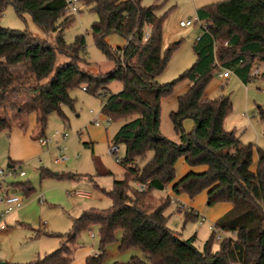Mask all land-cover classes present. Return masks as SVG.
Returning a JSON list of instances; mask_svg holds the SVG:
<instances>
[{"label": "trees", "instance_id": "obj_1", "mask_svg": "<svg viewBox=\"0 0 264 264\" xmlns=\"http://www.w3.org/2000/svg\"><path fill=\"white\" fill-rule=\"evenodd\" d=\"M81 1L97 16L90 32L94 45L112 63L106 73L91 74L81 67L88 65L83 56V34L70 44L64 41V31L74 22L65 0H0V18L11 5L17 16L28 14L39 30L55 35L51 44L27 31L0 27V133L9 130L16 119L35 112L39 138L43 137L51 114L67 122L62 107L73 109L75 102L69 91L85 87L86 93L101 99V114L109 122L129 119L112 138V144L124 147L118 162L124 178L114 180L109 191L101 190L111 201L108 209L83 211L73 219L70 232L52 235L61 240L56 251L24 264H70L77 237L94 226L98 228L99 250L88 256L85 264H104L105 248L118 230V250L138 248L149 264H264V149L224 129V119L232 109L229 96L203 99L209 81L223 69L246 83L253 78L255 64L264 62V0H224L197 9L198 19L208 26L193 44L195 62L165 84L156 80L180 44L162 52L166 14L158 16L156 5L145 7L141 0ZM148 25L150 36L144 39ZM113 34L126 41L124 47L113 48L105 42ZM57 54L68 62L55 66ZM183 80L189 86L177 97L176 110L169 113L179 138V143H174L160 131L161 100ZM111 82L121 83L122 89L112 93L108 88ZM258 117L264 124L261 108ZM187 119L193 122L189 133L182 126ZM254 150L258 164L251 172ZM180 158L189 166H206V170L182 178L173 187L175 194L192 198L207 190L206 207L223 202L232 205L216 220L201 250L194 245V235L181 239L169 228L165 211L171 199L163 197L156 204L153 196L174 180V166ZM46 175L47 171L41 172V178ZM134 183L147 187L139 192ZM17 189L24 193L31 190L26 184L15 185L13 190ZM181 210L183 225L198 221L190 209ZM220 231L228 236L214 249ZM127 264L144 262L132 257Z\"/></svg>", "mask_w": 264, "mask_h": 264}, {"label": "rangeland", "instance_id": "obj_2", "mask_svg": "<svg viewBox=\"0 0 264 264\" xmlns=\"http://www.w3.org/2000/svg\"><path fill=\"white\" fill-rule=\"evenodd\" d=\"M220 1L224 0H141L142 6L156 5L155 13L158 16L166 14L162 25V52L172 44L180 42L166 68L158 76L156 81L159 84L176 80L196 59L192 47L200 33V25L197 23L191 27H180L179 23L195 18L197 9ZM76 6L78 12L74 15V22L63 33L64 41L70 44L76 36L83 34L85 37L83 56L88 65L81 64V67L91 74L109 71L112 63L94 45L90 32L92 23L97 19L96 14L89 11V7L81 0H78ZM0 27L27 31L40 40L54 43V34H46L39 30L28 14L17 16L11 5L7 6L0 18ZM66 62L68 59L65 56L57 54L55 66ZM254 68H258L260 75L246 84L240 82L234 75L227 81L212 78L204 95L208 99L220 95L229 96L232 109L224 119V129L235 131L243 142H250L264 149V124L258 117V108L264 110V62L256 63L253 70ZM187 84L186 80L177 82L172 93L161 102V131L165 138L174 143H179V138L172 129L169 113L176 110L177 97L187 90ZM108 88L112 93H116L122 89V85L119 82H111ZM69 95L75 102L73 109L62 107L67 122L64 124L57 114H51L44 129L46 138L52 137L56 131L67 133L68 139L63 144L62 153L66 159L55 162L57 157L55 141L58 138H54L53 143L41 149L37 147L38 144H30L19 149V153L25 159L14 164L15 176H0V198L17 184H26L31 188L29 193L19 189L14 191L22 197V208L7 218L8 229L0 232V262L24 264L56 251L61 240L52 235L70 232L73 219L85 210L108 209L111 201L101 190L109 191L114 180L124 178V169L108 151L114 134L129 119L110 122L106 130V141L91 142L86 127L91 126L96 118L103 123L106 122L101 114V99L86 93L82 87L71 89ZM7 115H10V111H7ZM10 136L7 130L0 133V171L5 173L9 170L7 165L10 164L7 154ZM2 154H5L4 158L1 157ZM123 155L124 147L118 145V157L122 158ZM150 156L149 153L147 159ZM42 171H47L50 176L41 178ZM19 172H23L24 176L19 177ZM70 175H75V178H68ZM75 192H80L83 196H74ZM154 200L158 204L162 198L154 197ZM3 207L1 203L0 211ZM172 210L171 205L167 213H171ZM168 226L178 232L181 239L189 238L190 231L198 227L199 233L194 243L198 250L202 249L209 234L206 224L199 226L194 222L184 228L174 216L170 218ZM98 240V228L94 226L77 237L75 246H83L95 252L99 250ZM120 240L121 231L118 230L115 232L114 241L105 248L104 264H127L132 257L149 264L138 248L119 251ZM218 242L219 240H215L214 248Z\"/></svg>", "mask_w": 264, "mask_h": 264}, {"label": "crops", "instance_id": "obj_3", "mask_svg": "<svg viewBox=\"0 0 264 264\" xmlns=\"http://www.w3.org/2000/svg\"><path fill=\"white\" fill-rule=\"evenodd\" d=\"M105 40L108 44L112 45L111 47L114 46L115 48H122L126 44V41L124 39H122L121 37H118V35H115V34L107 36L105 38ZM111 68H112V65H111L110 69ZM106 72H108V71H106ZM106 72H103V73H106ZM231 75H234L243 84L247 83V82L246 83L243 82L239 77H237L232 72H231ZM216 77L219 78L218 76H216ZM229 78L222 79V80L227 81V80H229ZM254 78L255 77H253L252 79H254ZM219 79H221V78H219ZM188 86H189V82L186 85V89L188 88ZM203 99L204 100H212V99L205 98V95H204ZM161 102H162V100H161ZM102 116L106 119V117L104 115H102ZM22 119H23V121H22ZM36 120H37L36 113L31 112L27 116L21 117L20 120L16 119L14 121L13 126L9 130H7L10 132V135H11L9 137L10 143H9V148H8V152H7L8 160H9L10 164L7 165V168L8 167L12 168L15 163H18L21 160L25 159L19 153L20 147L25 148L27 146H30V144H34V145L38 144L37 147L40 149L42 147H45V146H41L37 141L40 133L36 128ZM23 123H24V126L21 127V124H23ZM93 124H94V121H93L91 126L86 127L88 138L90 139L91 142H102V141L105 142L106 141V130L108 127H105L103 125H95V124L93 125ZM182 126H183L184 131L189 133L193 129V122L191 120H188V119L184 120L182 123ZM223 126H224V124H223ZM160 131H161V121H160ZM161 133H162V131H161ZM43 135H44V133H43ZM57 141L59 142L60 140L57 139L55 142H57ZM53 142H54V140H53ZM4 155L5 154H2L1 157L4 158ZM257 164H258V157H257L256 151L254 150L252 153V160H251V166H250L251 172L256 171ZM174 169H175L174 180L169 185H167L165 187V189H163L162 191L153 192V196L155 198H158V199L163 198V197H169L171 199V205L173 206V210L171 211L172 216L175 217L176 221L179 220L182 223V227L186 228V226L189 224L188 223L186 225H183V213H182L181 209L185 208V209H190L191 211H193L194 213L197 214V216H198L197 223L199 226H201V224H199V219L201 217H203L205 219V221L202 224H206L208 227V230H209V226L213 225L217 219H219L221 216H223L225 213H227L231 209L232 205L230 203L223 202V203H217L211 207H206L205 203H206V198H207V190L200 192L199 194H197L196 196H194L192 198H190L185 193L175 194L173 192V187L177 182H179L182 178H184L189 173H192V172L202 173V172H204L206 170V166H189L184 161L183 158H180L176 161ZM13 191H14L13 189H11L9 192L6 191L4 196L12 193ZM167 210L165 211V215L169 216V220H170V218L172 216H171V213H169V212L167 213ZM169 220H168V222H169ZM191 223H194V222H191ZM5 231H3V232H5ZM210 231L211 230H209V234H210ZM190 233H191V236L194 235L197 239L198 233H199L198 227L196 229L195 228L192 229L190 231ZM209 234L207 235V238L209 237ZM226 236H227L226 234L222 233L221 239L226 237ZM207 238H206V240H207ZM216 247H217V245H216ZM216 247L214 248V246H213L214 249H216ZM97 253H98V251L93 252L91 249L85 248L83 246H74L73 255H72V262L70 264H85V259L88 256L94 255ZM0 254H1V250H0Z\"/></svg>", "mask_w": 264, "mask_h": 264}, {"label": "built area", "instance_id": "obj_4", "mask_svg": "<svg viewBox=\"0 0 264 264\" xmlns=\"http://www.w3.org/2000/svg\"><path fill=\"white\" fill-rule=\"evenodd\" d=\"M66 5H67V12L69 14H73L75 15L78 12L77 9V2L78 0H65ZM199 24L200 25V33L198 35V38H200L202 32L204 30L207 29V23L206 22H202L198 19L197 14L195 16V18L193 19H188L185 22H180L179 25L180 27H191L194 26L195 24ZM150 30H151V25H148L145 32H144V39H148L150 36ZM197 38V39H198ZM259 70L256 68L252 71L251 76L252 77H257L259 76ZM217 76L221 79H227L231 76V71L228 69H223L221 72H219L217 74ZM82 90L85 91V87H82ZM94 124L95 125H103L105 127H108L110 122L108 120H106V122H101L99 120H97V118L94 120ZM54 138H58L60 141L55 142V148H56V153H57V157L55 158V162H61L63 160L66 159V157L62 154L64 151V147H63V143L68 139V135L65 132H58L56 131L52 137L50 138H46V137H40L38 138V143L41 146H47L48 144H51L53 142ZM109 155L113 156L115 161L118 163L120 158L118 157V146L112 144L111 147L109 148L108 151ZM8 172L5 173L4 171H0V176L1 177H10V176H15V169H11L8 168ZM19 177H23L24 173L23 172H19L18 173ZM134 187L137 191L142 192L146 189V184H142V183H134ZM75 196H83L82 193L80 192H75L74 193ZM0 203H2L4 205L3 209L0 211V232L5 231L8 226H7V218L9 217V215H11L12 213L18 211L19 209H21L22 207V197L19 196L16 193H10L7 194L5 196H3L2 198H0ZM205 221V219L203 217H201L199 219V224H202ZM214 224L209 226V230H214ZM223 232H218L216 235V240H220L221 239V234Z\"/></svg>", "mask_w": 264, "mask_h": 264}, {"label": "water", "instance_id": "obj_5", "mask_svg": "<svg viewBox=\"0 0 264 264\" xmlns=\"http://www.w3.org/2000/svg\"><path fill=\"white\" fill-rule=\"evenodd\" d=\"M8 168H10V167H8ZM0 264H5V263H3V262H0Z\"/></svg>", "mask_w": 264, "mask_h": 264}]
</instances>
